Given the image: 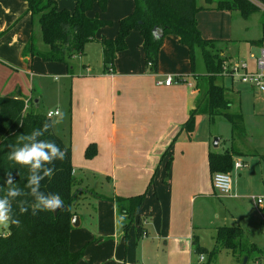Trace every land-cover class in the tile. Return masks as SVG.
Here are the masks:
<instances>
[{
  "label": "crops",
  "instance_id": "crops-1",
  "mask_svg": "<svg viewBox=\"0 0 264 264\" xmlns=\"http://www.w3.org/2000/svg\"><path fill=\"white\" fill-rule=\"evenodd\" d=\"M57 2L60 7L72 9L74 6V0ZM196 4L208 5L197 1ZM212 6L196 11L198 28L203 36L240 44V41L248 43L261 35L260 31L257 37H247L242 28L248 27L239 19H247L257 10L243 15L238 10ZM132 8L133 0H108L104 15L118 20ZM25 9V0H0V31L3 30L0 35V95L28 99L34 106V100L38 99L35 107L44 113L59 110V114L51 118L52 128L70 146L75 202L79 197L78 205L87 202L84 207L88 210L84 220L74 209L79 224L73 226L70 238L75 239L76 250L84 246L82 258L75 264H109L106 262L110 259L115 264H190L194 255L192 236L196 235L201 243V233L196 230L207 225L200 221L201 216L195 213L194 207L191 212L189 204L192 201L195 206L201 193H207L211 198L218 195L212 187L207 164L210 148L201 149L193 141L198 123L207 117L196 115L191 136L182 129L198 94L191 74L188 47L178 40L177 35L166 34L158 50L157 72L150 74L144 68L142 37L137 30H131L126 38V48L116 55L113 73H106L102 70L100 38L114 36L117 24L111 28L106 25L85 43L79 56H85L86 62L81 59L80 66L70 72L65 65L69 83L66 100L60 96V91L47 99L44 93L42 95L29 84L34 73L25 71L29 62L38 58L36 55H22L32 30ZM97 9L94 4L89 13H95ZM91 43H94L92 49L98 56L96 68L90 66L87 59L92 50ZM251 46L258 52L250 51V64L244 62L250 65L249 70H254L261 45ZM19 72H23V80L21 75L18 77ZM168 75L173 77L172 83L156 84L157 80H164ZM251 88L255 94L262 93L253 86ZM91 143L96 145L97 153L92 158H85L84 150ZM262 149L264 151V147ZM262 156L264 152L257 150L251 154L238 151L233 162L241 160L247 165L254 157L263 162ZM168 160L170 171L165 166ZM203 169L208 175V192L199 186ZM86 172H96L99 177L109 180L111 187L96 186L86 176L82 178ZM233 172L234 176L241 174L240 169H232L229 172L231 178ZM234 186L231 182V193L220 196L236 198ZM142 193L144 199L137 215L128 220L119 212L113 198ZM138 219L146 231L140 238L136 236ZM125 222H129L126 233L123 229ZM107 251L111 252L110 255Z\"/></svg>",
  "mask_w": 264,
  "mask_h": 264
},
{
  "label": "trees",
  "instance_id": "trees-1",
  "mask_svg": "<svg viewBox=\"0 0 264 264\" xmlns=\"http://www.w3.org/2000/svg\"><path fill=\"white\" fill-rule=\"evenodd\" d=\"M26 9L32 23L28 41L22 55L38 56L46 62L61 63L69 66L73 56L81 55L85 43L95 37L96 32L111 24L112 20L101 17L98 10L106 9L108 0H74L72 9L60 7L57 0H25ZM208 5H197L196 0H133L132 10L120 17L114 36H102L101 56L103 72L113 73L117 53L126 48V38L131 30H137L141 37V49L145 72L154 74L158 66V50L164 36L177 35L178 40L188 47L191 74L198 90L195 105L182 129L191 136L195 128L196 115H205L210 122L223 116L231 124L232 139L241 124V114L229 111L230 101L225 97L226 88L216 83L221 76L222 59L219 56L218 42L221 40L205 37L198 28L196 11L212 7L224 10H238L243 15L256 11L258 6L252 0H205ZM264 5V0H257ZM94 4L98 9L89 11ZM264 11V10H263ZM261 35L249 40L252 44L264 45V12L260 17ZM37 29L43 46L37 45ZM3 30L0 31V35ZM201 51L204 72H197L195 50ZM178 79V78H177ZM176 79V80H177ZM30 100L0 95V200H5L8 226L0 233V264H75L84 249L71 251L70 232L73 229L71 218L75 215L74 202L76 191L71 164L70 146L53 131L52 119L41 112ZM47 125V128L45 126ZM42 134L35 135L33 132ZM23 137V139H22ZM50 142L60 149L50 162H41V167L32 172V165L17 163L11 156L16 150L31 147L34 143ZM51 156V150L45 149ZM60 153L63 158L60 159ZM96 145L91 143L84 150L85 158L96 155ZM238 154L232 147L228 151H209L207 164L211 175L214 172H230L233 168V156ZM264 162V156H262ZM169 160L166 170H169ZM51 170L46 176L45 171ZM35 175L38 183L28 186L29 179ZM11 176V183H8ZM35 188V194L32 189ZM12 191L21 195L11 196ZM51 200L59 197L63 208L57 212L48 210L40 198ZM119 212L132 220L144 199V193L128 198L114 197ZM18 221L19 223H13ZM129 222L123 224L126 233ZM248 231L239 225H220L215 228L213 246H203L196 235L192 236V252L204 255L209 264L222 250H229L234 258L248 260L252 255L256 262L264 259V250L248 238ZM146 231L138 219L137 238ZM246 260V262H247ZM242 262V261H241ZM246 264V263H245Z\"/></svg>",
  "mask_w": 264,
  "mask_h": 264
},
{
  "label": "rangeland",
  "instance_id": "rangeland-1",
  "mask_svg": "<svg viewBox=\"0 0 264 264\" xmlns=\"http://www.w3.org/2000/svg\"><path fill=\"white\" fill-rule=\"evenodd\" d=\"M196 1L198 4H207L205 3V0ZM252 1L258 6L256 14L247 19L239 17V19L243 20V26L245 25L248 27L245 30L242 28L243 33L247 35V37L259 36L261 31L259 14L264 12L263 4L257 2V0ZM211 4H214V2ZM105 13L106 10H98L97 12L99 16L107 17L112 20L111 24L107 25V27H114L116 25L115 22H117L116 18L113 19V17L108 14L105 16ZM236 30H238V33L240 34L238 25H236ZM37 36V45L43 46V42L39 37V29H37ZM217 44L220 48L218 51L219 56L222 59V71L221 76L216 78V83L222 84L226 88L225 97L230 101L229 111L231 113L241 114V124L239 130H236L233 134L234 138L232 139L231 124L225 117L217 116L212 122H210L208 118L207 120L204 118L202 122L198 123L197 136H192L194 137L193 141L197 147H200L201 149L209 147L210 151L214 150L223 152L230 150L232 147L234 150L237 149L243 154H251L253 150L263 153L264 94H255V91L250 85L241 82L239 75L242 74L244 70L238 67V65L244 61H247V63L250 64V51L257 53L258 49L251 46V43H244L243 41H240V44L226 41H221ZM94 46V43H91V49L94 48ZM97 58L98 56L95 49L88 52L87 59L89 60V65H92L93 68H96L95 63ZM81 59L83 62H86L85 56L76 55L74 56V59H71L68 66L69 72L70 70L75 71L80 66ZM195 65L197 72L205 71L199 48H196L195 50ZM248 66V68H250V65ZM21 68L22 70L24 69L23 66ZM234 68H237L238 71H234ZM27 70L34 73L30 76L29 81V84L34 90H37L42 95L44 93L45 98L47 99L53 98V96L60 91V96L63 97L64 101L66 100L69 83L66 75L67 67L64 64L46 62L40 58H34L31 63L29 62L28 69L25 68V71ZM22 74L23 72L18 73V77L21 75V80H23ZM54 78H56V80H54ZM53 122H55L54 119ZM60 132L63 134L62 131ZM215 138L220 140L216 147L214 146ZM263 167V162L259 158L254 157L249 160L247 165L245 164L244 167L240 169V175L237 173L234 176L233 172L231 182L235 185L234 194L236 198L234 199L224 198V196H220L217 192L218 197L216 196L215 198L207 196V193H205L206 195L201 193L199 198L203 196L204 198H197L195 206L191 201L189 204L191 212L194 207L195 213L201 216L200 221L207 225L203 229L196 230L198 234L201 233L202 244L210 248L213 246L212 236L214 235L213 228L215 226L239 225L244 230L248 231L247 234L249 240L256 244L260 250H264V205L258 207L256 201L253 200V197H260L264 201ZM92 172H86L85 175L83 174L81 176L84 179L86 176L91 183L96 184V186L102 184L104 188L111 187L109 180L99 177L96 172ZM201 177L202 178L199 180V186L203 187L208 192V175L205 173V169H203ZM79 200L80 198L78 197L77 201L74 202V207L79 204ZM85 204H87V202H84L83 206L80 204L75 208V210L83 216L84 220H86L85 215L88 213V210L84 207ZM217 214L219 217H217ZM93 216L91 222H93ZM5 229L4 226H0V233L5 232ZM75 242V239L71 236L69 248L73 252L78 248L75 247ZM83 247L84 246L81 248ZM107 253L110 255L111 252L107 251ZM252 255L247 260L246 264H264V259L256 262ZM196 257V255H192L190 264H196ZM243 261L244 258L242 260H237L229 250L224 249L215 259L211 260L209 264H243ZM108 262H110L109 264H115L111 259L106 263Z\"/></svg>",
  "mask_w": 264,
  "mask_h": 264
},
{
  "label": "built area",
  "instance_id": "built-area-1",
  "mask_svg": "<svg viewBox=\"0 0 264 264\" xmlns=\"http://www.w3.org/2000/svg\"><path fill=\"white\" fill-rule=\"evenodd\" d=\"M239 68L244 70L242 74L239 75V79L241 82L249 84L253 86L257 91L264 93V45L261 46L259 54L255 58V69L249 70L248 64L246 62H242L238 65ZM234 71H238L237 68H234ZM173 77L168 75L164 80H157L156 84L161 85H169L172 83ZM59 114L58 109L50 110L46 112V116L48 118H52ZM244 166L243 161L235 160L233 162L234 170L241 169ZM211 184L213 189L219 194L229 195L231 193V176L229 172H221L217 171L211 175ZM253 200L256 201L258 207H262L264 205V201L260 197H253ZM205 257L204 255H197L196 264H204Z\"/></svg>",
  "mask_w": 264,
  "mask_h": 264
},
{
  "label": "clouds",
  "instance_id": "clouds-1",
  "mask_svg": "<svg viewBox=\"0 0 264 264\" xmlns=\"http://www.w3.org/2000/svg\"><path fill=\"white\" fill-rule=\"evenodd\" d=\"M47 128V125L45 126ZM42 134L40 132H33V137L35 135ZM23 139V137H22ZM51 150V156L46 153L45 149ZM60 151L58 147H56L53 143L50 142H43V143H34L31 147L25 146L19 150H16L14 154L11 156V159H14L17 163L22 165H32V172L35 173L41 167V162H50L53 157H56L57 153ZM60 159L63 158V153H60ZM46 176L51 175V170L45 171ZM43 177L37 178L35 175H32L29 179L28 186L31 187L32 184L38 183V179H42ZM8 183H11V176H9ZM36 189H32V193L35 194ZM9 195L15 197L21 195L19 191H12ZM41 203L46 205L48 210H55L57 207L60 206L59 197L53 198L51 200H44L43 197L40 198ZM6 201L0 200V226H4L7 228L8 226V216L7 210L5 207ZM13 223H19L18 221H12Z\"/></svg>",
  "mask_w": 264,
  "mask_h": 264
},
{
  "label": "water",
  "instance_id": "water-1",
  "mask_svg": "<svg viewBox=\"0 0 264 264\" xmlns=\"http://www.w3.org/2000/svg\"><path fill=\"white\" fill-rule=\"evenodd\" d=\"M34 104H35V106H37L38 105V99H35L34 100ZM218 141H219V139L218 138H215L214 139V146L216 147L217 145H218ZM61 208H63V204H62V202L60 201V206L59 207H57L55 210H53L54 212H57L59 209H61ZM71 224H72V226H74V227H77L78 226V224H79V221H78V217H77V215H74V216H72V218H71ZM246 257L244 258V261H243V264H245L246 263Z\"/></svg>",
  "mask_w": 264,
  "mask_h": 264
}]
</instances>
